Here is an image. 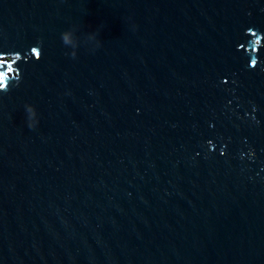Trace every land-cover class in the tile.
I'll return each instance as SVG.
<instances>
[{
	"label": "water",
	"instance_id": "water-1",
	"mask_svg": "<svg viewBox=\"0 0 264 264\" xmlns=\"http://www.w3.org/2000/svg\"><path fill=\"white\" fill-rule=\"evenodd\" d=\"M9 81L0 264H264V0H0Z\"/></svg>",
	"mask_w": 264,
	"mask_h": 264
},
{
	"label": "clouds",
	"instance_id": "clouds-1",
	"mask_svg": "<svg viewBox=\"0 0 264 264\" xmlns=\"http://www.w3.org/2000/svg\"><path fill=\"white\" fill-rule=\"evenodd\" d=\"M68 31H69V30H65L64 32L61 33V39H62L63 44L66 43V40L64 39V37H65V34H66ZM252 35H253V36H256V33H252ZM89 39L94 40V41L96 42V47H99V46H100V41L97 40V38H96V34H95V33H91V34H89L88 37H87V40H89ZM260 45H261V44H260ZM33 48H37V47H33ZM33 48H32V49H33ZM258 48H259V47L254 48L253 51H257ZM32 49H31V51H32ZM37 49H39V48H37ZM39 51H40V49H39ZM41 55H42V53H41V51H40V56H39V58H37V57H35V58H36V59H40V58H41ZM76 55H77V52H76V53H71V56H72L73 58H75ZM251 65H252V67H256V66H257V60L253 59V60L251 61ZM9 86H10V81L6 84V86H5L4 88L0 89V92H7V91L9 90ZM25 108H26L28 111H32L33 109H35L34 106H32V105H26ZM35 110H36V109H35ZM36 125H37L36 122H29V120H28V127H29V128H35Z\"/></svg>",
	"mask_w": 264,
	"mask_h": 264
}]
</instances>
